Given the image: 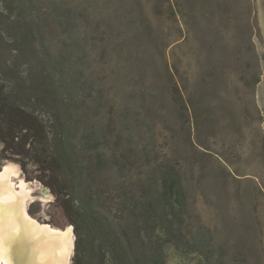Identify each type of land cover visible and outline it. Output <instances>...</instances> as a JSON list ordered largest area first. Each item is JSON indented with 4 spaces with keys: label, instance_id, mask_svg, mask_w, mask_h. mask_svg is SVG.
Segmentation results:
<instances>
[{
    "label": "rangeland",
    "instance_id": "rangeland-1",
    "mask_svg": "<svg viewBox=\"0 0 264 264\" xmlns=\"http://www.w3.org/2000/svg\"><path fill=\"white\" fill-rule=\"evenodd\" d=\"M0 87L61 139L75 205L33 152L0 142V173L71 227L69 264L92 214L146 264H264V0H0ZM172 176L184 204L156 214Z\"/></svg>",
    "mask_w": 264,
    "mask_h": 264
},
{
    "label": "trees",
    "instance_id": "trees-1",
    "mask_svg": "<svg viewBox=\"0 0 264 264\" xmlns=\"http://www.w3.org/2000/svg\"><path fill=\"white\" fill-rule=\"evenodd\" d=\"M9 98L10 96L0 87L2 152L25 156L33 152L31 159L34 158V161L40 166L41 180L47 178L45 183L57 196L62 197L64 204L75 205L73 197L70 196V188L60 181L64 168V158L59 148L61 139L50 138L45 124L40 119L33 113L17 106V102L11 101ZM27 145L28 149H26ZM21 163L24 165L25 162ZM184 198L185 194L179 179L176 176L169 177L161 185L159 199L153 201L154 211L158 214L169 208L173 213L175 209L182 207ZM74 208L76 213L83 212L80 205L74 206ZM89 219V227L96 238L90 239L87 248L85 247L87 242L85 235L77 231L75 256L72 264H95L92 256L95 253L98 254L96 264H146L139 259L132 258L125 230L116 233L112 227L104 223L99 214H92ZM161 257V249H158V261L154 264H164Z\"/></svg>",
    "mask_w": 264,
    "mask_h": 264
},
{
    "label": "bare ground",
    "instance_id": "bare-ground-1",
    "mask_svg": "<svg viewBox=\"0 0 264 264\" xmlns=\"http://www.w3.org/2000/svg\"><path fill=\"white\" fill-rule=\"evenodd\" d=\"M15 166L0 173V264H69L74 241L71 227L58 230L27 214L25 182H14Z\"/></svg>",
    "mask_w": 264,
    "mask_h": 264
},
{
    "label": "water",
    "instance_id": "water-1",
    "mask_svg": "<svg viewBox=\"0 0 264 264\" xmlns=\"http://www.w3.org/2000/svg\"><path fill=\"white\" fill-rule=\"evenodd\" d=\"M16 264V263H15Z\"/></svg>",
    "mask_w": 264,
    "mask_h": 264
}]
</instances>
